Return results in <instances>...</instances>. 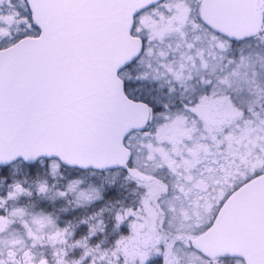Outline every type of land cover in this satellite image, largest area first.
<instances>
[{"label": "snow or ice", "instance_id": "1", "mask_svg": "<svg viewBox=\"0 0 264 264\" xmlns=\"http://www.w3.org/2000/svg\"><path fill=\"white\" fill-rule=\"evenodd\" d=\"M0 264H264V0H0Z\"/></svg>", "mask_w": 264, "mask_h": 264}]
</instances>
